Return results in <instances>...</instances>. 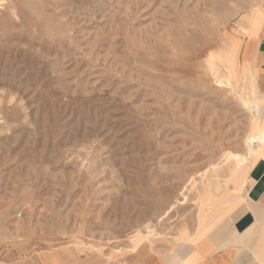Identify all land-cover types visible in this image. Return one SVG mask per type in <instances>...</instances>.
Here are the masks:
<instances>
[{
  "label": "rangeland",
  "instance_id": "rangeland-1",
  "mask_svg": "<svg viewBox=\"0 0 264 264\" xmlns=\"http://www.w3.org/2000/svg\"><path fill=\"white\" fill-rule=\"evenodd\" d=\"M260 1L0 0V264L189 236L211 209L189 179L243 153L251 119L248 78L219 86L206 60Z\"/></svg>",
  "mask_w": 264,
  "mask_h": 264
},
{
  "label": "crops",
  "instance_id": "crops-1",
  "mask_svg": "<svg viewBox=\"0 0 264 264\" xmlns=\"http://www.w3.org/2000/svg\"><path fill=\"white\" fill-rule=\"evenodd\" d=\"M256 17L252 22L245 15L243 23L239 21L238 28L246 35L240 39L237 58L244 69L250 65L254 76L253 96L259 105L255 131L260 132L264 129V15ZM238 194L218 222L199 230L195 225L189 234L194 235L193 241L184 237L181 243L172 244L170 255L157 252L152 244L147 252L138 248L117 257L58 247L33 251L10 264H264V151L253 160Z\"/></svg>",
  "mask_w": 264,
  "mask_h": 264
},
{
  "label": "bare ground",
  "instance_id": "bare-ground-1",
  "mask_svg": "<svg viewBox=\"0 0 264 264\" xmlns=\"http://www.w3.org/2000/svg\"><path fill=\"white\" fill-rule=\"evenodd\" d=\"M257 5L258 6H253L252 10H254L256 7H259L260 10L264 12V4L262 0L257 3ZM244 20L245 18L242 16L240 22L243 23ZM239 34L241 33L239 32ZM241 38L242 36H240V38L237 40H232L229 44L223 46L219 51L211 52L206 60V63L207 68L215 82L219 86L228 87L230 90H236L240 85V80L248 78V84L246 85V88L249 91L240 93L238 97L241 103L251 112L250 127L248 131L249 133L244 139L243 147H245V150L243 153L230 152L225 154V160L230 163L229 166L226 164V167H220L217 164H212L209 170L200 172L196 177L192 176L189 179L188 189H194L198 195H202L201 202L206 201V199L211 201V205L209 206L211 209L209 211H205L203 206L198 205L196 210L198 213V225L196 230H199V228L201 229L205 226L214 225L226 214L227 211H229V209L234 205L236 198L239 195L238 193L242 189L250 165L252 164L253 160L256 157L262 155L264 151V129L260 132L255 131L256 124L259 119V105L253 96L254 88L252 89V83L254 81V76L252 74V70L248 69L250 65L248 68L245 67L244 69L237 58L238 50L241 45ZM246 88H244V90ZM248 92L252 94L251 98L247 96ZM220 169L224 171V174H220ZM216 176H222V178H224L223 185L226 188V190L221 193L218 198L208 190V181L212 177ZM219 187L220 186H218L216 189H219ZM183 197L184 199L186 198L185 195H183ZM178 202L179 204L183 203L182 200H178ZM213 215L217 216L213 218ZM163 218L164 216L159 218L157 222H160ZM202 221H204L205 225L201 226ZM183 236L184 234L182 232L180 238ZM193 238L194 235H191L186 237L185 240L192 242ZM143 240L145 239H138L135 241L131 246V251L137 250L141 246Z\"/></svg>",
  "mask_w": 264,
  "mask_h": 264
}]
</instances>
